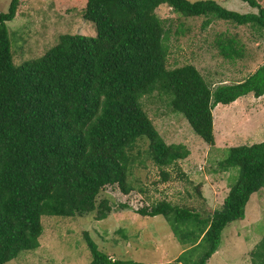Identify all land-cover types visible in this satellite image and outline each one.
Returning a JSON list of instances; mask_svg holds the SVG:
<instances>
[{
	"label": "trees",
	"instance_id": "1",
	"mask_svg": "<svg viewBox=\"0 0 264 264\" xmlns=\"http://www.w3.org/2000/svg\"><path fill=\"white\" fill-rule=\"evenodd\" d=\"M243 1L257 11L241 13L216 0H87L82 16L94 23V35L61 34L44 55L20 65L13 60L8 22L22 0L0 12V264L41 246L43 215L107 218L110 200L98 197L107 186L117 185L125 194L135 189L130 177L140 139L149 140L147 153L160 168L189 156L184 143L165 141L143 106L144 96L167 95L173 111L183 113L213 146L215 107L249 93L264 95V65L243 80L215 86L193 64L168 66L171 29L157 13L160 5L187 17H210L204 26L217 19L264 30V4ZM238 44L235 36H225L220 53L242 58L244 45ZM219 166L239 167V177L212 215L205 218L167 200L136 211L163 215L176 237L191 244L177 259H116L85 231L89 264H208L226 226L245 217L252 195L264 187V141L232 146ZM162 175L170 178L165 169ZM251 255L253 264H264V235Z\"/></svg>",
	"mask_w": 264,
	"mask_h": 264
},
{
	"label": "rangeland",
	"instance_id": "2",
	"mask_svg": "<svg viewBox=\"0 0 264 264\" xmlns=\"http://www.w3.org/2000/svg\"><path fill=\"white\" fill-rule=\"evenodd\" d=\"M11 1L0 0V12H7ZM216 1L241 13L257 11L243 0ZM259 1L264 4V0ZM86 3L87 0H22L17 16L8 22L14 63L20 65L44 55L57 44L61 34L94 35V23L82 16ZM157 13L171 29L170 68L193 64L215 86L238 82L264 65V30H257V25L238 26L214 19L204 26L210 17H187L168 4L160 5ZM225 36H235L238 45H244L242 58L227 59L220 53L219 41ZM251 100L252 96L232 104L233 107H215L216 143L212 146L194 131L183 113L173 111L167 95L156 91L144 96L143 106L165 141L184 143L190 150L189 156L176 165L160 168L147 153L149 140L140 139L133 150L137 162L130 177L135 189L125 194L117 185L107 186L98 197V201L104 197L110 200L112 209L107 218L96 220L94 213L73 217L43 215L41 246L21 252L6 264H89L92 255L85 231H89L100 249L116 259L145 263L175 260L191 244L176 237L163 215L142 216L136 211L162 200L199 212L205 218L221 208L239 177V167L223 170L219 162L228 156L232 146L264 141V136L257 135L262 133L264 117L257 119ZM230 132L237 137L230 138ZM162 169L170 173L167 181L163 180ZM244 216L226 226L219 250L208 264H253L252 251L264 235V187L252 195ZM200 252L202 247L197 248L193 258L198 260Z\"/></svg>",
	"mask_w": 264,
	"mask_h": 264
},
{
	"label": "crops",
	"instance_id": "3",
	"mask_svg": "<svg viewBox=\"0 0 264 264\" xmlns=\"http://www.w3.org/2000/svg\"><path fill=\"white\" fill-rule=\"evenodd\" d=\"M258 42H262L261 40H259ZM258 45H259V43H257ZM255 71V70H254ZM253 71V72H254ZM252 72V73H253ZM243 80V79H242ZM250 94V95H249ZM249 94H247V95H245V96H242V97H240V98H238L236 101H234L233 103H231V104H223V105H225V106H232V104H235V103H238V102H240V101H246L247 100V98H250V96H252L253 98H254V100L252 101H250V106L251 107H253L255 110V113H256V115L258 116L257 117V119H259V121L264 117V103L262 102V101H264V95L263 96H260V97H255L254 95H253V93H249ZM219 105H222L221 103L220 104H218L217 106H219ZM216 106V107H217ZM233 107V106H232ZM241 111H243V109H241ZM259 116L261 117V118H259ZM263 122H264V118H263ZM261 127H263V129H262V133H257V135L259 136V137H263L264 136V123H263V125L261 126ZM261 131V130H260ZM231 133L232 132H230L228 135H229V137L230 138H235V137H237V136H235V137H233V136H231ZM240 137H242V135H240ZM218 252V251H217ZM216 252V253H217ZM215 253V254H216ZM178 258V257H177ZM176 258V259H177ZM172 261H174V260H172Z\"/></svg>",
	"mask_w": 264,
	"mask_h": 264
}]
</instances>
